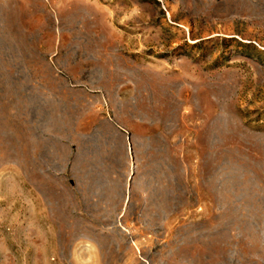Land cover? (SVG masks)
<instances>
[{
    "label": "rangeland",
    "instance_id": "obj_1",
    "mask_svg": "<svg viewBox=\"0 0 264 264\" xmlns=\"http://www.w3.org/2000/svg\"><path fill=\"white\" fill-rule=\"evenodd\" d=\"M0 264H264V0H0Z\"/></svg>",
    "mask_w": 264,
    "mask_h": 264
},
{
    "label": "crops",
    "instance_id": "obj_2",
    "mask_svg": "<svg viewBox=\"0 0 264 264\" xmlns=\"http://www.w3.org/2000/svg\"><path fill=\"white\" fill-rule=\"evenodd\" d=\"M111 108H113V106L111 105ZM114 115L116 117V113L114 111ZM117 118V117H116ZM118 119V118H117ZM110 120V119H109ZM111 121V120H110ZM119 121V119H118ZM112 122V121H111ZM114 125H116L120 130H122L123 132L126 131V141L128 142L127 143V151L128 153L130 154V162H131V165H130V172H129V175L127 178L130 179V185H128L129 187V192L131 194V192H137L139 194H141L143 196L144 193H147L148 192L146 191V187L144 186V182L146 180V170H145V167H146V148H147V145L148 143L151 141V139H137L136 135L134 134V132L130 131L128 128L126 129L121 123L120 121L117 122V123H114L112 122ZM24 129L23 127L21 128V130ZM91 132H94L95 135L98 134L97 133V129L94 128V130H92ZM95 135H94V138H95ZM89 136V135H88ZM85 137V136H84ZM96 139V138H95ZM95 139H90L92 141H95ZM128 139V140H127ZM79 145V144H78ZM80 147V150L77 154H74L75 155V159H74V162L73 163H69V166H70V171L68 172V166L67 168L65 169V167L62 165V167L64 168L63 170V173H61L60 175H57V176H53V177H60V176H67L70 180V183L72 182V180L75 181V184H78V186H80V190L78 189L75 190V188L73 187V190L77 196L76 200L79 201V205L81 206V209L79 210V212H76L74 210V207L70 205V215H72L73 217H76V222L78 221V224L81 225V224H84V227H96L98 229H104L107 224H103L101 223L100 225L98 224L99 222V218H96L94 219L93 217H87L86 216V213H88V210L87 207H90L92 205H87V203L89 202L87 200V193L92 190V188L88 185V184H84L83 183V180H85V177L84 176H79L78 173H77V168L78 166L83 162L84 160V148L82 145H79ZM16 158V156H15ZM16 161H17V170H18V180L19 182L21 183L22 186L24 185H27V184H31L33 190L35 191V189H39V186L41 185V183H38L37 182H34L33 180V176L31 178V172L30 170H23V168L21 167V163H20V160H18V158H16ZM41 167H40V164H39V167H38V171L36 172L44 181L46 182H49L51 181V177H48V176H43V174H41ZM68 172L70 175H71V179L69 177V174L66 173ZM48 177V178H47ZM143 183V184H142ZM93 191V190H92ZM93 193V192H92ZM138 196V198H133L129 195V197L125 198V203H124V209L122 211V213L119 215L118 218L120 217H123L125 216L127 213H129V211H131L132 209H135L137 206H140V205H144V209L146 210V207H147V201H148V198H149V194L147 195L148 198H146L145 200L142 199V196ZM93 197V196H92ZM91 196L89 198H91L90 203H94L96 204V200L99 198H92ZM88 201V202H87ZM83 207V209H82ZM134 207V208H133ZM84 210H86V212H84ZM198 210H199V207L197 205V215H198ZM55 212V211H54ZM89 215V214H88ZM190 217V214L187 213L186 214V219ZM191 217H194V216H191ZM117 218V219H118ZM86 219H90L94 224L91 225V224H85L87 223ZM74 219L71 220V225L73 223ZM172 222H174L173 220H171ZM176 222V221H175ZM178 222V221H177ZM166 224V223H165ZM70 225V227H72ZM165 227H167V224L165 225ZM68 228V227H67ZM165 231H167V229H165Z\"/></svg>",
    "mask_w": 264,
    "mask_h": 264
}]
</instances>
